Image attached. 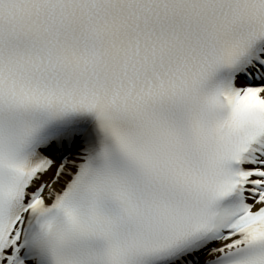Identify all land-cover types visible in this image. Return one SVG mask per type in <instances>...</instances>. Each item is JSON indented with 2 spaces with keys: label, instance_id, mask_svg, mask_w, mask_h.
Wrapping results in <instances>:
<instances>
[{
  "label": "snow or ice",
  "instance_id": "obj_1",
  "mask_svg": "<svg viewBox=\"0 0 264 264\" xmlns=\"http://www.w3.org/2000/svg\"><path fill=\"white\" fill-rule=\"evenodd\" d=\"M0 264H264V0H0Z\"/></svg>",
  "mask_w": 264,
  "mask_h": 264
}]
</instances>
